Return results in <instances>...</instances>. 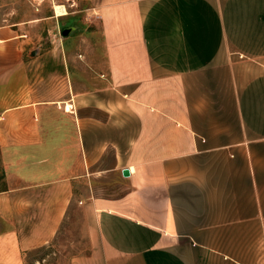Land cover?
<instances>
[{
	"label": "crops",
	"instance_id": "obj_1",
	"mask_svg": "<svg viewBox=\"0 0 264 264\" xmlns=\"http://www.w3.org/2000/svg\"><path fill=\"white\" fill-rule=\"evenodd\" d=\"M72 1L81 58L0 23V264L74 205L71 264H264V0Z\"/></svg>",
	"mask_w": 264,
	"mask_h": 264
},
{
	"label": "rangeland",
	"instance_id": "obj_2",
	"mask_svg": "<svg viewBox=\"0 0 264 264\" xmlns=\"http://www.w3.org/2000/svg\"><path fill=\"white\" fill-rule=\"evenodd\" d=\"M54 4L64 5L69 14L55 15ZM87 2L74 3L72 0H0V23H21V30L29 40L33 50L38 49L35 55L47 48H59L65 53L66 49L75 48L76 55L81 58V46H88L91 41L88 30H94V22L86 17ZM73 26L74 30L64 36L63 28ZM97 43V42H95ZM57 50V49H56ZM56 58V57H54ZM119 182H101L103 193L115 194L122 188ZM88 250V235L85 214L82 205H74L65 220L59 235L51 244L33 250L27 255V264H71L74 255Z\"/></svg>",
	"mask_w": 264,
	"mask_h": 264
},
{
	"label": "water",
	"instance_id": "obj_3",
	"mask_svg": "<svg viewBox=\"0 0 264 264\" xmlns=\"http://www.w3.org/2000/svg\"><path fill=\"white\" fill-rule=\"evenodd\" d=\"M73 30H74V27L73 26H67V27L63 28L62 34L64 36H66V35L70 34ZM37 51H38V49L33 50L32 51V54L35 55L37 53ZM123 174L125 176H128L129 175V169L128 168H124L123 169Z\"/></svg>",
	"mask_w": 264,
	"mask_h": 264
},
{
	"label": "bare ground",
	"instance_id": "obj_4",
	"mask_svg": "<svg viewBox=\"0 0 264 264\" xmlns=\"http://www.w3.org/2000/svg\"><path fill=\"white\" fill-rule=\"evenodd\" d=\"M54 8H55V12H56V15L58 16H64V15H67L69 14L67 8L64 6V5H59V4H54Z\"/></svg>",
	"mask_w": 264,
	"mask_h": 264
},
{
	"label": "built area",
	"instance_id": "obj_5",
	"mask_svg": "<svg viewBox=\"0 0 264 264\" xmlns=\"http://www.w3.org/2000/svg\"><path fill=\"white\" fill-rule=\"evenodd\" d=\"M54 6V5H53ZM55 11V10H54ZM55 15H56V13H55ZM240 56H242L243 57V54H240Z\"/></svg>",
	"mask_w": 264,
	"mask_h": 264
}]
</instances>
